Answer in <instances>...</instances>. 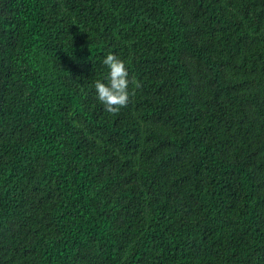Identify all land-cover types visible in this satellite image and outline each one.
Instances as JSON below:
<instances>
[{"label":"trees","instance_id":"16d2710c","mask_svg":"<svg viewBox=\"0 0 264 264\" xmlns=\"http://www.w3.org/2000/svg\"><path fill=\"white\" fill-rule=\"evenodd\" d=\"M0 264H264V0H0Z\"/></svg>","mask_w":264,"mask_h":264},{"label":"clouds","instance_id":"9594fccd","mask_svg":"<svg viewBox=\"0 0 264 264\" xmlns=\"http://www.w3.org/2000/svg\"><path fill=\"white\" fill-rule=\"evenodd\" d=\"M102 63L108 68L107 83L95 81L96 98L107 113L116 115L129 103L130 84L136 89L141 88V84L135 79L130 80L125 61L113 52H108Z\"/></svg>","mask_w":264,"mask_h":264}]
</instances>
